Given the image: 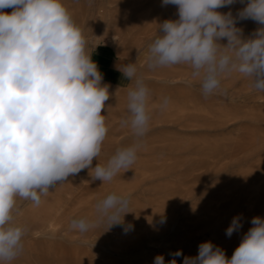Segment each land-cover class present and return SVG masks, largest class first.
Masks as SVG:
<instances>
[{"label": "rangeland", "instance_id": "obj_1", "mask_svg": "<svg viewBox=\"0 0 264 264\" xmlns=\"http://www.w3.org/2000/svg\"><path fill=\"white\" fill-rule=\"evenodd\" d=\"M63 2L91 49L136 64L150 89V127L131 169L111 181H93L84 169L50 188L39 207L18 198L15 222L29 230L24 252L12 264H153L158 254L167 262L176 250L196 256L205 241L220 246L230 259L251 219L264 217V92L232 73L222 76V90L206 99L190 66L150 69L149 45L159 23L178 19L175 5L162 6V0ZM247 2L236 0L218 11L235 16ZM237 27L247 38L261 25L248 19ZM133 83L110 84L109 107L102 112L109 131L92 167L134 141L131 129L121 126ZM164 96L170 103L161 110ZM112 192L130 199L124 224L87 233L69 228L72 218L93 216L97 200ZM238 214L243 226L228 237L226 229ZM129 224L133 227L125 231ZM177 262L183 264V256Z\"/></svg>", "mask_w": 264, "mask_h": 264}, {"label": "clouds", "instance_id": "obj_2", "mask_svg": "<svg viewBox=\"0 0 264 264\" xmlns=\"http://www.w3.org/2000/svg\"><path fill=\"white\" fill-rule=\"evenodd\" d=\"M235 3L162 0V6H177L178 19L159 23L147 66H190L206 99L221 91V77L232 73L264 92V0H248L235 16L218 11ZM248 19L261 27L245 38L237 23ZM225 38L227 43H220ZM94 51L63 0H0V264H12L24 252L29 229L15 222L18 198L39 207L50 188L69 176L89 169L93 181H111L138 158L150 127V89L135 63L117 64L116 70L134 81L121 119L134 141L92 167L109 131L102 112L112 95L92 59ZM169 103L170 97H162L161 110ZM129 205L127 195L109 193L97 200L93 216L74 217L69 228L80 233L99 226L109 230L124 224ZM251 225L230 259L220 246L205 241L196 256L176 250L167 262L158 254L153 264H178L181 256L183 264H264V217L254 216ZM242 226V214L234 216L226 236Z\"/></svg>", "mask_w": 264, "mask_h": 264}, {"label": "crops", "instance_id": "obj_3", "mask_svg": "<svg viewBox=\"0 0 264 264\" xmlns=\"http://www.w3.org/2000/svg\"><path fill=\"white\" fill-rule=\"evenodd\" d=\"M92 59L98 64L106 83L123 85L126 79L121 72L116 70L115 66L117 64H127V61L118 57L116 54L108 53L105 49L95 50Z\"/></svg>", "mask_w": 264, "mask_h": 264}]
</instances>
